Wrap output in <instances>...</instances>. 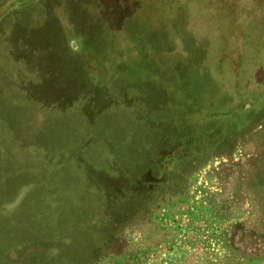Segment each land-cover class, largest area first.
<instances>
[{
	"label": "rangeland",
	"instance_id": "rangeland-1",
	"mask_svg": "<svg viewBox=\"0 0 264 264\" xmlns=\"http://www.w3.org/2000/svg\"><path fill=\"white\" fill-rule=\"evenodd\" d=\"M0 111L3 133L16 124L17 137L34 136L41 121L93 158L112 137L133 135L173 169L190 163L187 195L168 192L150 219L155 233L129 230L116 243L113 206L130 200L89 185L86 169L56 204L54 182L34 180L27 195L26 182L0 179V264H45V231L72 250L94 240L98 264H264L227 245L252 206L222 218L208 205L225 165L264 153V0H0ZM178 171L173 184L186 185ZM120 245L131 256L106 254Z\"/></svg>",
	"mask_w": 264,
	"mask_h": 264
},
{
	"label": "trees",
	"instance_id": "trees-1",
	"mask_svg": "<svg viewBox=\"0 0 264 264\" xmlns=\"http://www.w3.org/2000/svg\"><path fill=\"white\" fill-rule=\"evenodd\" d=\"M31 119L34 118H28V121ZM18 128L19 125L16 124L8 125V131L3 133V125L0 123V179H10L14 184L18 181L26 182L23 183L21 192H27V195L31 193L30 187L34 180L54 182L58 189L51 197L56 204L59 203L60 187L68 186L64 196L71 197L73 192H76L75 185L86 169L85 176L89 177V185L96 186L97 183H102L103 185H100L104 189L102 190L104 195L116 198L127 194L125 196L130 200L123 208L113 206L114 211L118 209L122 211L118 216L112 211L110 217V226L116 230L113 236L115 243L123 241L130 234L129 230L131 232L141 230L152 236L155 233L152 229L156 224L152 225L150 219L171 200L169 196L174 190H178L174 195L176 198H184L187 195L189 172L186 166L190 163L178 164L173 169L174 160L167 159L162 162V152H157L152 144L147 145L141 137L114 136L108 140L110 145L108 152L93 158L80 151L79 147H75L76 139L67 135L65 128H61L63 130L59 134L55 132L46 134L42 132L43 124L40 121L34 136L29 135L32 138L25 133L17 137L14 131ZM9 131H12L14 137H10ZM17 167H21L20 171ZM24 168L29 170V174L24 173ZM177 171L181 181L186 185L178 181L177 184L181 187L173 184ZM222 172V192L210 198L209 210L215 216L227 218L245 204L252 206L253 212L248 221L235 224L228 229L227 245L232 252L243 254L250 252L249 260L253 258L264 260V153L258 154L257 160L251 157L239 162H229ZM7 174L10 175L6 176ZM137 190H140L137 194L138 199L133 195ZM170 190L171 194L168 193ZM153 198L155 199L151 202ZM55 210L60 211V206H56ZM60 239H65L60 238V233L45 231L42 242L48 245L45 264H58L62 256L67 260L66 264L99 263L100 247L94 240L91 239L85 245L72 250L68 245L58 246ZM21 245L23 243L19 244L18 250H23ZM124 249L121 245L114 246L106 254L109 257L120 254L131 256V252ZM8 250L6 247L3 248L5 253ZM36 254L32 255V258ZM73 256L76 257L72 259ZM245 261L246 257L240 256L233 258L231 264H246ZM129 264H133L132 258Z\"/></svg>",
	"mask_w": 264,
	"mask_h": 264
}]
</instances>
